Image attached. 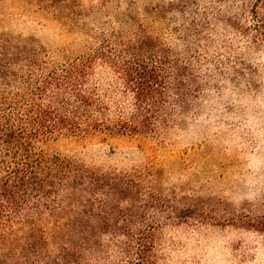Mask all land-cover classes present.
<instances>
[{"label": "rangeland", "instance_id": "1", "mask_svg": "<svg viewBox=\"0 0 264 264\" xmlns=\"http://www.w3.org/2000/svg\"><path fill=\"white\" fill-rule=\"evenodd\" d=\"M254 1L0 0V35L13 47L54 60L159 52L177 59L194 92L163 139L37 144L40 159L74 180L50 196L63 205L57 224L102 230L104 243L150 229L157 264H264V43L250 31ZM97 77L113 80L108 67ZM23 139L20 157L29 155ZM43 216L39 226H54ZM28 218L0 208V236Z\"/></svg>", "mask_w": 264, "mask_h": 264}, {"label": "trees", "instance_id": "2", "mask_svg": "<svg viewBox=\"0 0 264 264\" xmlns=\"http://www.w3.org/2000/svg\"><path fill=\"white\" fill-rule=\"evenodd\" d=\"M251 9L253 41L264 43V0ZM168 63L159 52L127 49L54 60L0 35V208L31 220L0 236V264H157L150 229L104 243L102 230L57 224L63 205L50 196L74 180L40 159L37 144L101 135L163 139L194 94L184 67ZM99 66L113 80L97 77ZM23 138L29 155L20 157L15 145ZM45 214L54 226L38 225Z\"/></svg>", "mask_w": 264, "mask_h": 264}]
</instances>
